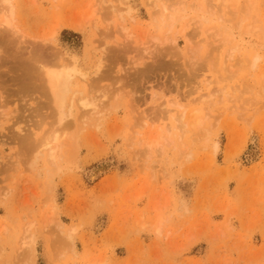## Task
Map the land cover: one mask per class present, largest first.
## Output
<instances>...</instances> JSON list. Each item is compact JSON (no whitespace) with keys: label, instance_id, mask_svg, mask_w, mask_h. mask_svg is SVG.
Returning a JSON list of instances; mask_svg holds the SVG:
<instances>
[{"label":"rangeland","instance_id":"obj_1","mask_svg":"<svg viewBox=\"0 0 264 264\" xmlns=\"http://www.w3.org/2000/svg\"><path fill=\"white\" fill-rule=\"evenodd\" d=\"M11 1L20 31L0 30V264H264V0H182L169 29L149 0ZM60 54L78 92L62 126L10 72ZM205 82L232 99L189 106ZM17 127L36 142L60 130L55 161L33 159Z\"/></svg>","mask_w":264,"mask_h":264},{"label":"bare ground","instance_id":"obj_2","mask_svg":"<svg viewBox=\"0 0 264 264\" xmlns=\"http://www.w3.org/2000/svg\"><path fill=\"white\" fill-rule=\"evenodd\" d=\"M217 1H222V0H217ZM183 2L184 1H182V0H175L174 3H172V4L170 3V5H169V4H167L168 2L167 3L165 2V4H164V3H161V1L159 2V0H149V5L153 9H157V11L160 13V15H162L163 17L165 16L166 19L169 20L170 24H167L166 26L167 27L168 26L170 27V26H172L171 25V22H172V19L174 18V15L175 14H178V13H175V12H177V11L180 12V10H178V9H182L183 8L182 7L183 6L182 5ZM226 3H228V1H226ZM166 4L168 6H166ZM184 5H185V3H184ZM179 7H182V8H179ZM184 8H185V6H184ZM193 8L194 7L189 8V9H192V11H194L195 9L193 10ZM200 8H201V6H200ZM206 9L207 8H205V10ZM185 10H186V8H185ZM182 12L183 11H181L180 13H182ZM209 12H210V10H209ZM194 13H195V11H194ZM196 13H197V11H196ZM210 13H212V12H210ZM198 14L197 15L196 14L194 15L195 18H196V21L198 19L197 17L199 16ZM207 14H209V13H207ZM0 16H1L0 17V26L2 27V29H0V30H2V31L3 30H5V31H8L9 30V31H12L14 33L15 32L18 33L20 31L17 28V25H16V21H17L16 20V16H17L16 7L12 3L11 0H0ZM119 16H120L119 17L120 19H123L124 18L123 15L120 14V13H119ZM199 17H200L199 19H201V20L207 19L206 17H203V16H199ZM177 18L178 17L176 16V18L174 20H177ZM179 18H181V16ZM192 20L193 19H191V21H190L191 23L193 21H195V19L193 21ZM196 23L197 22H195L193 24H196ZM74 25L75 26L67 25V27L69 29L73 30V31H78L79 27H77L76 24H74ZM197 25H198V23H197ZM200 26H201V24H200ZM169 27H168V29H169ZM121 30L123 32L125 31V29L123 27L121 28ZM14 33H12V34H14ZM122 34H124V33H122ZM55 35H56V32L54 33V31H53V33H51V35L46 36L45 38L42 37L41 38L42 39L41 41L44 42V43H51V42H53V39L55 38ZM128 36L129 35H127V37ZM125 37L126 36H124L123 38L125 39ZM155 40H157V38H155ZM149 43H150V41H149ZM141 45L144 47V49L141 47L143 49V52H142V54H143L144 52H146L147 49L145 48V46L143 44H141ZM142 49H141V51H142ZM233 51H235V50H232V52ZM0 53H1V51H0ZM147 55H149L148 52H147ZM231 55H232V53L230 55H228V56H231ZM25 59H24L25 62L22 61L23 59L22 60H18L19 62L17 61V63L14 65L16 67L10 70V72H12L13 74L16 73L13 76V78H12V82H14V84L17 85V87L19 88L20 92L23 93V94L24 93H31V92L32 93L33 92L34 93H37L38 92L39 94H41L42 98L43 97L45 98L44 99L45 100L44 104H46L45 106H47L51 110L52 116L54 117V120H55L56 124L59 125V126L60 125L61 126L62 125H66V124H63V123L65 122V120L67 118H69L71 116L72 108L74 106V104H73L74 103V96L78 93L74 89V85H73V81H74V79L76 77L75 70H74L73 65L69 61H66L67 59H64L63 58V55H61V54L58 55V58H57L56 61L46 59L44 56H36V57L33 56L32 58L30 56L29 59L27 58L28 60L27 59L25 60ZM252 60L253 61H251V62H253V64L251 66L254 67V66H256L255 65V62L257 61V59H256V57H253ZM102 64L99 63V65L97 67V68H99L100 71H101ZM1 65H3V62H0V66ZM17 73H19V74H17ZM215 84L217 85L215 87L217 90L213 92L212 90H209L208 89L209 86L211 85L210 83H207V82L203 83V87L207 91L206 95L205 94H204V96L203 95H200L198 99H195V100L189 102V106H191L190 104H192V103L193 104L194 103L196 104V101H198L197 102V105H199V103H200V105H204L206 103L207 104L208 103H212L211 101L215 98V96L218 97V95L219 96H222V100H223V98H225V96L227 97L226 100H231L232 99L231 96H230L231 98L230 97L228 98V93L225 92V91H223V89H221V87L218 85L219 83L215 82ZM210 88H211V86H210ZM79 94H81V93H79ZM90 100L92 101V99H90ZM90 100L87 97H86V99L82 98L81 95L79 96L78 101L76 100L78 102L79 108L83 109L84 111L88 110V111H86V112H88V114H89V111H92L91 113H93V111H95V108H97V106H95V108L93 109L94 104H92V102ZM236 100L237 99H233L232 102L233 101H236ZM77 102H76V104H77ZM186 102H188V101H186ZM171 104H173V106H176L177 107V111L180 112V115H179L178 118L181 119L180 122H182V119L184 118V113H185L184 112L185 110L183 111V109H185V107H183V105L185 106V104H183V103L182 104L181 103L179 104L178 101H176V102L174 101ZM209 106H210V104H209ZM204 110H205V108H203V111ZM206 110L209 111L208 105L206 106ZM206 110H205V112H206ZM177 111H176V113H177ZM198 111H199V109H193L192 114L198 113ZM86 112H84V113H86ZM206 114H209V113H206ZM89 115H91V114H89ZM173 122H176V120L173 121ZM180 122H177V123H180ZM197 125L199 127L202 125L201 120L197 122ZM58 128H61V127H58ZM64 128H62V129H64ZM167 128H166V130H168ZM173 129L176 131L177 130V127L173 125ZM16 130H18L19 136L18 137L16 136L17 138H15V139L17 140V142H18V144L20 146H24V147H28V148L30 147L31 152L34 154V157H35L33 159L36 160L37 159L36 157H38V155H41L42 156V154H45L46 153L47 154L46 157H48V159H49L48 161H50L51 163H53L55 161L56 155H57L56 152L58 151V145L60 143L61 136L63 135V134L60 135V132H59L60 130H58V129H56L54 131L49 130L48 131L49 134L46 135V136H44V138H42L43 137L42 136L40 139H37V142L34 141V140H32V138H31V136L29 134H27V133L23 134V129L17 127ZM63 131H61V132H63ZM21 133H22V135H20ZM165 139H167V138H165ZM29 140H31L32 142L29 141ZM165 142L168 143V139ZM146 146H147V149H149L151 147V142L150 143L148 142V144ZM157 146H158V144H157ZM162 146H163V144H162ZM33 226L34 225H32V224H28V226L26 227V232L25 233H28L29 230H30V228L33 227ZM70 229L71 230L68 231V235H67V238H69V239L71 238V236L77 230L76 229V226H74V227H72ZM155 231H156V233H159V228H157ZM26 238H28V237H26ZM29 239H31V238H29ZM29 239H27V240H29ZM23 243H24V241H23ZM30 243H31V245H33L32 244L33 243V239L30 240ZM30 243H28L29 246H30Z\"/></svg>","mask_w":264,"mask_h":264}]
</instances>
